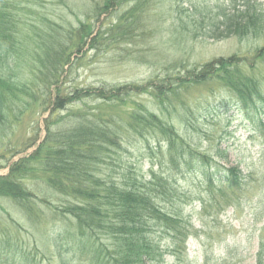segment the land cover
Segmentation results:
<instances>
[{
    "label": "rangeland",
    "instance_id": "rangeland-1",
    "mask_svg": "<svg viewBox=\"0 0 264 264\" xmlns=\"http://www.w3.org/2000/svg\"><path fill=\"white\" fill-rule=\"evenodd\" d=\"M253 1L264 7V0ZM144 2L119 0L108 13H100L105 0H24L21 17L28 37L18 72L31 78L27 81L30 94L24 96V90L15 92L27 103L19 100L9 109L11 125H5L4 133L0 134V176L7 175L14 163L28 158L37 149L47 136L45 120L52 113L53 127L57 129L62 123L75 122L83 115L119 127L130 120L133 112L150 111L173 125L182 138L201 152L215 157L221 164L238 166L245 174H253L242 191H226L222 197L211 192L198 171L181 175L170 163L168 146L161 133L144 137V132L140 136L120 128L121 137L129 145L121 156L132 171L144 180H149L153 173L163 172L170 179H178L179 201L173 204L160 201V204L182 217L191 234L178 246L181 263L167 257L164 264L184 261L201 264L202 254L206 252L217 254L219 264H256L264 233V208L256 206L264 184L252 179L264 176V104L259 105L260 111L251 108L247 113L241 112L226 88L209 81L171 89L164 106L148 93L130 95L125 101L111 105H100L97 101L73 104L58 112L51 105L57 95L50 94L45 86L52 79L53 64L65 60L69 53L74 57L62 78L65 94L77 87L104 84L154 82L159 85L170 82L185 69L221 57H249L264 46V36L208 38V21H201V17L208 15L209 7L241 6L243 0H151L150 5L141 7ZM82 24L94 28L88 45L80 53L77 30ZM56 52L59 58L55 57ZM245 69L264 81V65L254 71ZM15 117H21L20 121L16 122ZM118 164L116 172L122 165L121 157ZM23 182L38 196L39 218L29 220L11 199L0 197V252L12 250V246L3 247L6 240L11 244L19 240L20 248L29 250L39 263L59 264L53 231L63 226V222L45 219L51 209L42 200H49L53 208L60 205V198L48 187L41 171H34ZM170 241L164 236L163 247ZM194 258L200 263L194 262ZM211 264H217V260Z\"/></svg>",
    "mask_w": 264,
    "mask_h": 264
},
{
    "label": "trees",
    "instance_id": "trees-1",
    "mask_svg": "<svg viewBox=\"0 0 264 264\" xmlns=\"http://www.w3.org/2000/svg\"><path fill=\"white\" fill-rule=\"evenodd\" d=\"M118 1L105 0L99 12L108 13ZM23 2L0 0V134L11 125L12 110L9 109L12 103L19 100L27 103L24 97L17 96L16 90H24V96L29 93L27 81L31 78H25L23 73L18 72L28 37L21 17L25 8H22ZM150 4L151 0H145L141 7ZM201 21H208L207 34L211 39H257L264 36V7L253 0H243L241 6L219 4L209 7L208 15L202 16ZM93 28L82 24L77 30L78 52L85 50ZM55 54L56 58L60 57L58 52ZM73 57L69 53L65 60L53 64L52 79L45 86L46 91L57 95L51 102L55 112L89 101H97L100 105L121 103L130 95L144 93L153 95L164 106L171 89L179 90L191 83L209 81L218 82L226 88L241 112L247 113L251 108L257 111L259 105L264 104V81L245 69L249 67L248 70L254 71L264 65V46L249 57H221L200 67L185 69L172 77L170 82L159 85L154 82L146 85L104 84L101 87H77L65 94L62 92V78L66 68L72 66ZM149 112L135 111L130 120L119 127H110L99 119L83 115L75 122L62 123V129L58 130L53 127L52 113L45 120L47 136L37 149L28 158L14 163L7 175L0 176V197L11 199L32 221L39 218L40 210L36 209L38 196L23 180L34 171H41L48 187L58 194L59 206L52 208L53 205L46 199L42 202L51 209L45 219L63 222V226L53 231L59 264H164L167 257H174L181 263L178 246L182 242L184 244L191 234L189 226L182 217L160 204V201L171 204L179 201L178 179H170L163 172L153 173L149 180H144L132 171L121 156L129 145L121 137L120 128L140 136L144 132V137L161 133L166 140L164 144L168 146L170 163L181 175L198 171L211 192L222 197L226 196V191H242L249 183L247 179L253 177L238 166H226L215 157L201 152L182 138L168 121ZM20 119L15 120L19 122ZM120 157L122 165L116 172ZM258 180L264 184V176L252 179L254 182ZM258 207L264 208V188L257 197ZM164 236L171 239L166 248L162 245ZM2 245L7 248L12 246L10 252H0L2 264H41L29 250L20 248L19 240L13 244L6 240ZM185 257L188 259L187 252ZM216 257L217 254L206 252L202 254L201 264H211L215 259L219 264ZM193 261L200 263L195 258ZM256 264H264V233L260 237Z\"/></svg>",
    "mask_w": 264,
    "mask_h": 264
}]
</instances>
